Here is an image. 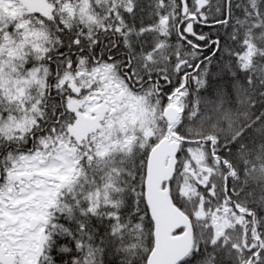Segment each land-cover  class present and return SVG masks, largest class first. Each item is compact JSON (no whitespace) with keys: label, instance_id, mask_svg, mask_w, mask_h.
Instances as JSON below:
<instances>
[{"label":"snow or ice","instance_id":"snow-or-ice-1","mask_svg":"<svg viewBox=\"0 0 264 264\" xmlns=\"http://www.w3.org/2000/svg\"><path fill=\"white\" fill-rule=\"evenodd\" d=\"M0 264H264V0H0Z\"/></svg>","mask_w":264,"mask_h":264}]
</instances>
